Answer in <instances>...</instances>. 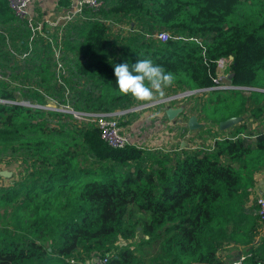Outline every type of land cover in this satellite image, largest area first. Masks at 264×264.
<instances>
[{"label":"trees","instance_id":"trees-1","mask_svg":"<svg viewBox=\"0 0 264 264\" xmlns=\"http://www.w3.org/2000/svg\"><path fill=\"white\" fill-rule=\"evenodd\" d=\"M103 1L76 19L62 75L57 35L42 26L35 36L0 0V72L9 70L0 76V162L11 165L12 154L23 165L0 184V264H74L106 254L108 264H147L142 243L115 245L137 234L155 245L150 264H227L219 246L251 244L260 223L247 203L264 170V91L213 89V78L217 61L233 55L231 84L264 89V0ZM116 25L125 32L111 39ZM139 57L176 74L167 89L210 88L197 99L205 120L219 128L242 120L205 151L174 164L151 153L145 164L140 146L112 147L95 123L69 124L63 118L72 113L30 105L114 112L146 103L115 83L114 63ZM23 78L37 86L22 93L13 81ZM242 264H264V239Z\"/></svg>","mask_w":264,"mask_h":264},{"label":"rangeland","instance_id":"rangeland-1","mask_svg":"<svg viewBox=\"0 0 264 264\" xmlns=\"http://www.w3.org/2000/svg\"><path fill=\"white\" fill-rule=\"evenodd\" d=\"M53 17L57 15H61L63 12L62 9L54 10ZM81 15H77L73 17L71 20V25L66 24L69 22L65 20L63 17L59 20L58 24L49 28V35H57V41L54 42V53L57 61L62 63L63 69H59L58 65V73L62 74V72H67V55L69 51V46H66V43L69 39H73V33L75 31V27L77 24L76 19H78ZM75 20V21H74ZM38 25L36 21L32 18L31 29L35 36L40 35L43 30L38 29L36 27ZM123 26H127L128 24H122ZM121 30L118 25L113 27V32L111 33V39L114 37H122ZM125 32V30H123ZM158 31L155 30V36ZM46 34V33H45ZM58 53V56H56ZM18 63H22V57H18ZM218 72L221 75L225 76L223 79V84L227 85L230 83L229 75H231L230 71V62L228 59L222 58L219 60ZM3 73H9L8 69H3L0 72V76L4 75ZM65 75V74H62ZM13 81V80H12ZM13 87H16L21 90L22 93L26 92V90L30 87H36L37 85L32 83V81H28L23 78L21 82L13 81ZM252 88V87H251ZM224 89V88H220ZM250 89H244V91H248ZM206 90H196L191 93L187 92L184 89H165L164 94L156 95L151 99L145 100L147 101L145 104L147 107L142 109L130 111L129 113L121 116L119 118L120 122H125L126 127L130 131V142L137 146H140L145 152L144 162L150 163L151 159L149 155L151 153L161 154L169 158L171 164H174L175 161L185 154L195 151V150H207L214 145V142L217 138L222 137L224 135H229L228 127L219 128L215 124H212L210 121L205 120L203 115L199 114L197 108V99L203 92ZM176 95V98L169 99L166 101H160L163 97ZM24 105H29L28 100L21 96L20 101ZM46 109H56L59 111H65L67 113H72L73 117H64L63 120L69 124H77L83 125L85 123H90V119L85 117H79L66 105H58L55 101H51L46 105H33ZM135 107V106H133ZM167 107H176L179 108L180 111L173 118H168L165 114V108ZM193 120L194 126L190 127L189 122ZM242 119L233 118L230 120V126L233 127L237 123H239ZM55 123V119L52 120ZM254 141V138L251 139ZM7 157L10 160L11 165L7 163L0 162V170L8 169L12 171V175L10 177H4L0 175V184H9L13 179L19 176L21 171H23L22 160L16 161L15 156L12 154H7ZM92 164H96L94 159H91ZM264 182V170L259 171L255 174V183L254 186L260 187L261 183ZM252 187L250 191L249 200L251 197H255L257 195L263 194L261 192L255 191V187ZM254 188V189H253ZM256 233L251 242V244L239 245L230 240L223 242L219 246L218 255L220 258L224 259L227 264H242L244 261V257L247 255L248 249L250 246L254 244H259L262 239H264V224L259 222L256 223ZM142 243L143 249L147 256V264H150L151 258L155 254V245L153 243H145L143 241V237L141 234H137L135 237L129 240H123L120 238L116 246H124L130 244L131 246H137ZM113 250H116L114 247ZM201 264V263H196Z\"/></svg>","mask_w":264,"mask_h":264},{"label":"built area","instance_id":"built-area-1","mask_svg":"<svg viewBox=\"0 0 264 264\" xmlns=\"http://www.w3.org/2000/svg\"><path fill=\"white\" fill-rule=\"evenodd\" d=\"M9 6L13 9L14 13L20 17V18H26L29 21V25H32V18L28 15V6L33 0H8ZM104 1L103 0H75L72 5L68 8L66 13L63 15V18L65 20H71L73 17L77 15H81L83 11L86 8H92L94 10L99 9L101 6H103ZM38 29H42L41 25H36ZM157 37L161 38L162 40H167L169 37V34L165 31H160L156 33ZM58 56V53L57 55ZM228 62L231 63L233 61L231 55H229L227 58ZM217 64L219 65V60L217 61ZM58 68L63 69L62 63L58 61ZM228 75H221L218 72L214 76V82L215 85L212 87L215 88H228V89H243L244 86H236L231 84V82L227 85L223 84V78ZM230 77V75H229ZM210 88H202V89H196V90H209ZM196 90H187V92L191 93L192 91ZM176 95L166 96L160 99V101H166L169 99L176 98ZM144 107H147L145 103H142L140 105H137L135 107H131L129 109L125 110H119L114 112H75L76 115L79 117H85L87 119H90L91 122L95 123L96 126L99 127L101 132V137L103 140H105L110 146L120 148L124 147L126 144L131 143L130 138L127 135V127L122 125L119 118L130 111L142 109ZM124 129L125 133L124 135L120 134V131ZM248 207H255L254 212L259 216V220L261 224H264V194L257 195L255 197H251L250 200L247 203ZM109 254L106 255H96L90 259H87L85 261H77L75 259H70V261L74 264H108L109 261Z\"/></svg>","mask_w":264,"mask_h":264},{"label":"clouds","instance_id":"clouds-1","mask_svg":"<svg viewBox=\"0 0 264 264\" xmlns=\"http://www.w3.org/2000/svg\"><path fill=\"white\" fill-rule=\"evenodd\" d=\"M116 88L121 94H130L138 100H148L163 95L176 79V74L168 71L150 57L133 62L114 63Z\"/></svg>","mask_w":264,"mask_h":264},{"label":"crops","instance_id":"crops-1","mask_svg":"<svg viewBox=\"0 0 264 264\" xmlns=\"http://www.w3.org/2000/svg\"><path fill=\"white\" fill-rule=\"evenodd\" d=\"M74 1L75 0H33L28 6V15L29 17L33 18L38 25L53 27L58 24L59 20L63 17V15L66 13L70 5L74 3ZM56 7H58L59 10L62 9L63 12L61 13V15L59 14L56 17H53L52 15L55 13L54 10H56ZM71 21L67 22L66 24L71 25ZM128 128L127 135L129 136V138H131ZM254 187L255 191L264 194V182L261 183L260 187Z\"/></svg>","mask_w":264,"mask_h":264},{"label":"water","instance_id":"water-1","mask_svg":"<svg viewBox=\"0 0 264 264\" xmlns=\"http://www.w3.org/2000/svg\"><path fill=\"white\" fill-rule=\"evenodd\" d=\"M231 57H232V59L234 58L233 55H231ZM243 89H250V90L255 89V90H259V91H264V89H262V88H253V87L251 88V87H245V86L243 87ZM179 111H180L179 108H176V107H167L165 109V114L167 115L168 118L171 119V118L175 117V115H177V113ZM233 118H239L240 119V117H232V118L228 119L225 122V124L222 123L221 128H225V127L230 126V120L233 119ZM189 126L190 127H193L194 126L193 120H190ZM124 133H125V130L122 129L120 131V134L121 135H124ZM0 175H3L4 177H10L12 175V171L11 170H8V169H2V170H0Z\"/></svg>","mask_w":264,"mask_h":264}]
</instances>
